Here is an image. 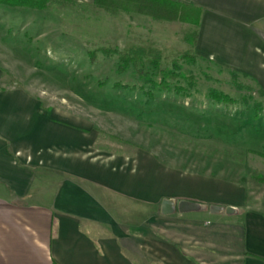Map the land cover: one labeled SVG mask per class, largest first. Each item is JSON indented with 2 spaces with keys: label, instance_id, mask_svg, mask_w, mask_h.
<instances>
[{
  "label": "crops",
  "instance_id": "crops-1",
  "mask_svg": "<svg viewBox=\"0 0 264 264\" xmlns=\"http://www.w3.org/2000/svg\"><path fill=\"white\" fill-rule=\"evenodd\" d=\"M189 2L202 10L195 54L264 86V0ZM99 138L0 90V264H264V195ZM165 200L199 207L167 216Z\"/></svg>",
  "mask_w": 264,
  "mask_h": 264
},
{
  "label": "rangeland",
  "instance_id": "rangeland-1",
  "mask_svg": "<svg viewBox=\"0 0 264 264\" xmlns=\"http://www.w3.org/2000/svg\"><path fill=\"white\" fill-rule=\"evenodd\" d=\"M195 38L180 21L113 13L95 0L0 6V90H23L45 110L87 121L100 148L148 150L263 197L264 86L197 56ZM124 55L138 60L123 70ZM213 91L234 102L217 103Z\"/></svg>",
  "mask_w": 264,
  "mask_h": 264
},
{
  "label": "trees",
  "instance_id": "trees-1",
  "mask_svg": "<svg viewBox=\"0 0 264 264\" xmlns=\"http://www.w3.org/2000/svg\"><path fill=\"white\" fill-rule=\"evenodd\" d=\"M49 1L50 0H0V6L43 10L47 7ZM95 4L99 8L113 13H137L170 22L180 21L195 27L196 34L202 18V10L190 3L189 0L185 2L179 0H95ZM137 58L138 57L135 55L122 56V69H127L131 63H136L138 60ZM157 85H162L163 87L165 83ZM211 96V99L217 103L230 104L234 102L232 98L222 93L213 91Z\"/></svg>",
  "mask_w": 264,
  "mask_h": 264
},
{
  "label": "water",
  "instance_id": "water-1",
  "mask_svg": "<svg viewBox=\"0 0 264 264\" xmlns=\"http://www.w3.org/2000/svg\"><path fill=\"white\" fill-rule=\"evenodd\" d=\"M198 207L199 206L197 204L187 202V201H182V202H179L178 204H175L171 202L170 200H165L162 204V213L163 215L168 216V215L173 214L177 209L178 212H180L181 214H186V213L197 210ZM211 210L213 212H218L220 208L212 207ZM232 211H233L232 208H228L226 210L227 213H231Z\"/></svg>",
  "mask_w": 264,
  "mask_h": 264
}]
</instances>
